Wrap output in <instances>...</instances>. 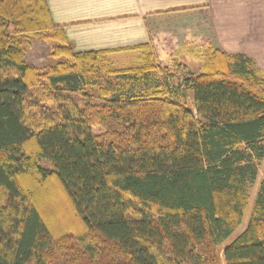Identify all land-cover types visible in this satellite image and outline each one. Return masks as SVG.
Segmentation results:
<instances>
[{
	"label": "trees",
	"instance_id": "obj_1",
	"mask_svg": "<svg viewBox=\"0 0 264 264\" xmlns=\"http://www.w3.org/2000/svg\"><path fill=\"white\" fill-rule=\"evenodd\" d=\"M65 29L0 0V264H264L255 61L184 43L201 68L180 79L154 38L76 52ZM31 41L57 62L29 65ZM125 51L139 64L114 68Z\"/></svg>",
	"mask_w": 264,
	"mask_h": 264
},
{
	"label": "crops",
	"instance_id": "obj_2",
	"mask_svg": "<svg viewBox=\"0 0 264 264\" xmlns=\"http://www.w3.org/2000/svg\"><path fill=\"white\" fill-rule=\"evenodd\" d=\"M45 1L76 52L125 49L159 37L192 44L209 40L215 49L244 55L264 69V0ZM120 55L139 64L136 51L107 58L119 63L111 57Z\"/></svg>",
	"mask_w": 264,
	"mask_h": 264
},
{
	"label": "rangeland",
	"instance_id": "obj_3",
	"mask_svg": "<svg viewBox=\"0 0 264 264\" xmlns=\"http://www.w3.org/2000/svg\"><path fill=\"white\" fill-rule=\"evenodd\" d=\"M158 31L160 30L158 29ZM163 36L164 35H162V37ZM184 43L182 39H180V41L179 40L173 41V40H170L169 38L167 39L166 37H164L163 39L159 37L158 39L160 50L167 51V54L171 52L172 50L177 52L178 55L176 57V60L178 61V63L182 65V67L176 70L175 73H176V76H179L180 79L182 78L183 74H186L188 72L197 73L200 71V68H201L200 58H198V56H195V58L190 57V55L186 53L187 51L185 50ZM50 52H51V48L49 44L39 42V41H31L29 43L25 61L29 65L34 66L35 68H38V69H41L43 67L53 66L57 61L50 57ZM111 58H113V60H116V61L120 60L119 63L113 61L114 68L116 69H123V68L125 69V68L134 66L132 59L129 57L120 55L119 57H111ZM107 59H108V62H111L109 58ZM261 71L264 73V69H261ZM94 93L96 94L97 91H94ZM185 106L191 109L190 98L185 100ZM94 132L96 133L97 130H94ZM41 165L44 168H48V165L45 163H42ZM263 165L264 163L262 162L260 166V171L262 170ZM257 185H258V182H256L254 186L251 188V198L252 199L254 198ZM247 215H248V212L245 217H247ZM245 223H246V218L243 222V225L231 236L230 240L244 228Z\"/></svg>",
	"mask_w": 264,
	"mask_h": 264
}]
</instances>
